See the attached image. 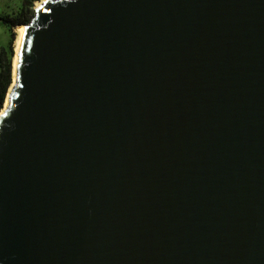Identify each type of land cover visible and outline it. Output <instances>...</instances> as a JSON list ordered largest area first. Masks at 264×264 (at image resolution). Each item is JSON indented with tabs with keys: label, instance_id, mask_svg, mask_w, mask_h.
Wrapping results in <instances>:
<instances>
[{
	"label": "water",
	"instance_id": "95a60500",
	"mask_svg": "<svg viewBox=\"0 0 264 264\" xmlns=\"http://www.w3.org/2000/svg\"><path fill=\"white\" fill-rule=\"evenodd\" d=\"M0 111V264H264V0H44Z\"/></svg>",
	"mask_w": 264,
	"mask_h": 264
},
{
	"label": "rangeland",
	"instance_id": "374dc122",
	"mask_svg": "<svg viewBox=\"0 0 264 264\" xmlns=\"http://www.w3.org/2000/svg\"><path fill=\"white\" fill-rule=\"evenodd\" d=\"M40 0H0V59H1V51L5 49L6 51V59L7 61L10 59V65H11V84L13 83V61L15 56V42L17 38V25L13 30H9L8 26L3 22L2 18L3 16H10L12 18H17L20 16L21 13H24L26 10L27 12V18L31 19L33 18L36 10V4ZM29 23V22H28ZM25 25L26 23H22L20 25ZM1 70V68H0ZM9 87V89H11ZM8 89V92H9ZM7 92V96H8ZM5 99V103L7 100V97ZM4 103V106H5ZM3 106V107H4ZM3 109V108H2Z\"/></svg>",
	"mask_w": 264,
	"mask_h": 264
},
{
	"label": "trees",
	"instance_id": "16d2710c",
	"mask_svg": "<svg viewBox=\"0 0 264 264\" xmlns=\"http://www.w3.org/2000/svg\"><path fill=\"white\" fill-rule=\"evenodd\" d=\"M27 11V10H26ZM21 13L17 18H12L10 16H3V22L8 26L9 30H13L17 25L22 23L30 22V19L27 18V12ZM0 111L2 110L5 99L7 96L8 89L11 84V65L10 59H6V51L3 49L1 51L0 59Z\"/></svg>",
	"mask_w": 264,
	"mask_h": 264
},
{
	"label": "bare ground",
	"instance_id": "6f19581e",
	"mask_svg": "<svg viewBox=\"0 0 264 264\" xmlns=\"http://www.w3.org/2000/svg\"><path fill=\"white\" fill-rule=\"evenodd\" d=\"M44 0H40L39 2H37L36 4V8H38V5L40 3H42ZM27 29V25L23 24V25H19L17 27V38H16V42H15V56H14V61H13V83L11 85L10 88H12L16 82V78H17V57H18V52H19V48H20V45H21V42H22V39H23V36H24V33ZM11 89H9V92H10ZM8 97V96H7ZM7 102H8V98L6 100V103H5V106L3 107V109L1 110V113L3 112V110L6 108V105H7Z\"/></svg>",
	"mask_w": 264,
	"mask_h": 264
}]
</instances>
